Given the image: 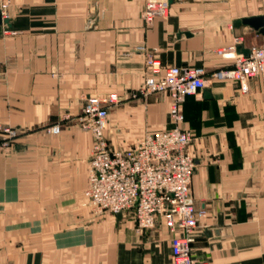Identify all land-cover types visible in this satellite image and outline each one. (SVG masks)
<instances>
[{
	"label": "crops",
	"instance_id": "0c3cea01",
	"mask_svg": "<svg viewBox=\"0 0 264 264\" xmlns=\"http://www.w3.org/2000/svg\"><path fill=\"white\" fill-rule=\"evenodd\" d=\"M145 0H12L0 35V125L19 134L0 151V264H171L162 220L139 232L132 211L95 214L85 189L89 131L65 122L89 95L121 97L105 135L126 148L173 127L168 92L133 96L144 82L146 45L161 64L203 66L207 83L182 104L195 139L191 198L207 215L192 233V255L211 264H264V76L242 92L209 74L231 67L220 52L246 54L264 34L237 22L264 15L261 0H171L146 26Z\"/></svg>",
	"mask_w": 264,
	"mask_h": 264
},
{
	"label": "built area",
	"instance_id": "2783aa9c",
	"mask_svg": "<svg viewBox=\"0 0 264 264\" xmlns=\"http://www.w3.org/2000/svg\"><path fill=\"white\" fill-rule=\"evenodd\" d=\"M12 0H0L2 20L10 18ZM169 0H145L142 19L146 26L169 12ZM3 32H7L3 23ZM235 43L220 50L234 56L231 67H222L209 74L211 80H234L240 90H249V80L264 76V45L250 48L247 54L239 52ZM144 54V82L133 96L147 97L153 93L168 92L171 96L170 116L173 127L156 133H147L132 146L112 148L105 135L109 109L121 102L116 92L106 96L89 95L84 98L81 112L72 118L80 128L91 133L92 154L88 168L85 195L95 214H118L132 211L136 230L144 232L156 227L162 220L171 232V264H211L192 255V233L202 225L206 210L198 209L191 198V182L196 159L189 151L194 141L193 132L182 126V104L189 95H199L207 83L203 66L162 65L154 51L145 44L138 47ZM60 123L47 127L58 134ZM18 129L0 125V151H8L18 136Z\"/></svg>",
	"mask_w": 264,
	"mask_h": 264
},
{
	"label": "water",
	"instance_id": "95a60500",
	"mask_svg": "<svg viewBox=\"0 0 264 264\" xmlns=\"http://www.w3.org/2000/svg\"><path fill=\"white\" fill-rule=\"evenodd\" d=\"M171 1V0H169ZM3 23L8 25L9 27H12V23L10 21V18H6L2 20L1 13H0V35L3 33ZM238 25L246 24L254 27L256 30L264 34V15L259 16H251V17H245L241 21L237 22ZM249 51L246 52V54Z\"/></svg>",
	"mask_w": 264,
	"mask_h": 264
},
{
	"label": "rangeland",
	"instance_id": "374dc122",
	"mask_svg": "<svg viewBox=\"0 0 264 264\" xmlns=\"http://www.w3.org/2000/svg\"><path fill=\"white\" fill-rule=\"evenodd\" d=\"M261 3H262V8L264 9V0H261ZM64 121L66 122H73L74 124L76 123L75 120L72 118V117H62L60 121H57L53 124H56V123H60L61 126L63 125ZM52 125V124H51ZM6 126H9V125H6ZM50 126V125H49ZM13 127V126H12ZM80 127V126H79ZM19 131V130H18ZM19 134V133H18ZM16 140V139H15ZM9 151V150H8ZM8 151H5V152H8ZM1 152H4V151H1ZM91 154H92V151H91Z\"/></svg>",
	"mask_w": 264,
	"mask_h": 264
}]
</instances>
